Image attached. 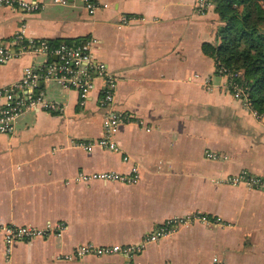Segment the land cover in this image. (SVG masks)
I'll return each mask as SVG.
<instances>
[{
	"label": "crops",
	"instance_id": "crops-1",
	"mask_svg": "<svg viewBox=\"0 0 264 264\" xmlns=\"http://www.w3.org/2000/svg\"><path fill=\"white\" fill-rule=\"evenodd\" d=\"M43 1L36 12L0 5V44L13 53L0 62V86L54 59L18 52L19 31L91 39L117 85L102 107L98 76L82 102L75 87L40 79L61 108L29 106L0 133V264H264V190L228 180L242 169L264 177V121L231 94L201 86L208 76L211 85L222 80L201 46L219 40L214 4L200 12L198 0H91L89 12L84 0ZM110 109L126 119L114 133L118 149H87ZM133 168L135 181L93 175ZM173 219H182L173 231L133 253H75L87 242L140 243ZM9 225L47 232L14 239L7 253Z\"/></svg>",
	"mask_w": 264,
	"mask_h": 264
},
{
	"label": "built area",
	"instance_id": "built-area-1",
	"mask_svg": "<svg viewBox=\"0 0 264 264\" xmlns=\"http://www.w3.org/2000/svg\"><path fill=\"white\" fill-rule=\"evenodd\" d=\"M85 6L89 12H92L96 4L91 0H84ZM212 0H198L197 6L200 10L206 9ZM1 5H10L20 8L22 11L38 10L44 7L43 0H0ZM130 20L129 16H123L121 22ZM13 40L18 43V52L32 49L36 52H44L54 59L46 60L39 67H26L21 78L0 86V98L3 102L0 105V133H11L14 128L16 117L27 107L39 105L44 108L60 109L61 107L54 102L47 100L42 91L39 90L40 79H55L63 85L75 87L78 90L81 102L90 94L94 86L96 76L102 79V88L99 97V104L102 107L109 106L113 99L116 89V76L107 64L99 60L91 49L92 41L87 39L79 43H60L51 46L44 39L33 37H24L23 32L14 34ZM13 53L8 46L0 44V62L9 59ZM216 71L226 75L228 78L227 90L237 99L241 100L243 106L247 108L257 119L264 121V114L258 112L252 105L250 89L247 81L242 77L239 70L233 71L215 62ZM126 121L121 112L108 110L103 121V133L93 141L85 143V147L90 149L93 143L109 148L118 149L117 142L114 139V133L120 123ZM95 177L105 179H117L121 181H135L137 171L133 168L128 174L114 171H103L93 174ZM232 183L243 181L250 186L264 189V178L262 176L251 175L246 170L228 177ZM194 217L208 220L205 214H194ZM182 219H173L154 227L144 235L140 243L134 244H95L87 242L80 244L75 248V253L84 255L87 253L105 254V253H124L130 254L142 247L145 242L157 241L164 235L174 230L177 222ZM7 253L10 250V244L14 239L28 238L39 234H45L44 229L19 225L7 226L6 228ZM4 264H9L6 260ZM210 264H221L215 259Z\"/></svg>",
	"mask_w": 264,
	"mask_h": 264
},
{
	"label": "trees",
	"instance_id": "trees-1",
	"mask_svg": "<svg viewBox=\"0 0 264 264\" xmlns=\"http://www.w3.org/2000/svg\"><path fill=\"white\" fill-rule=\"evenodd\" d=\"M222 24L217 43L203 41L202 50L214 61L241 72L247 81L253 107L264 114V0H212ZM51 46L69 38L47 39Z\"/></svg>",
	"mask_w": 264,
	"mask_h": 264
},
{
	"label": "rangeland",
	"instance_id": "rangeland-1",
	"mask_svg": "<svg viewBox=\"0 0 264 264\" xmlns=\"http://www.w3.org/2000/svg\"><path fill=\"white\" fill-rule=\"evenodd\" d=\"M1 5V4H0ZM211 5V4H210ZM209 5V6H210ZM5 6H9V7H12V8H17V9H20V8H18V7H15V6H10V5H5ZM208 6V7H209ZM44 7H45V4H44ZM43 7V8H44ZM43 8H40V9H38V10H29V11H25V12H36V11H39V10H42ZM207 9V8H206ZM21 10V9H20ZM200 12H203L204 10H200V9H198ZM217 12V11H216ZM218 14V13H217ZM218 18H219V15H218ZM220 24H222V21L220 20V18H219V25ZM217 29H218V27H217ZM215 72H216V74L217 75H219V76H221V78H222V80H221V82L220 83H218L217 85H211V83H210V76H208V77H206V79L204 78L200 83H201V86L205 89V90H208V91H210V90H213V91H220V92H225V93H228V94H231L230 93V91H228L227 90V84H228V78H227V76L226 75H223V74H221V73H219L218 71H216V65H215ZM232 95V94H231ZM233 96V95H232ZM234 97V96H233ZM235 98V97H234ZM237 99V98H236ZM239 100V99H238ZM240 102H241V100H239ZM242 103V102H241ZM242 105H243V103H242ZM242 170H245V169H242ZM242 170H240L239 172H241ZM239 172H237V173H239ZM264 178V177H263ZM264 181V180H263ZM264 190V189H263ZM209 218H211L210 216L208 217V220L207 221H209V222H217L218 221V219L217 218H214V219H209ZM219 222V221H218ZM217 222V223H218Z\"/></svg>",
	"mask_w": 264,
	"mask_h": 264
}]
</instances>
